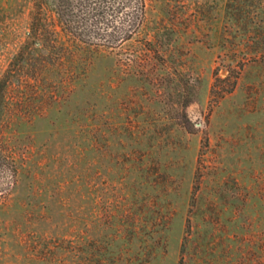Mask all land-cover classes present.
<instances>
[{"label":"rangeland","instance_id":"obj_1","mask_svg":"<svg viewBox=\"0 0 264 264\" xmlns=\"http://www.w3.org/2000/svg\"><path fill=\"white\" fill-rule=\"evenodd\" d=\"M32 8L0 0V264H264V0H144L41 84Z\"/></svg>","mask_w":264,"mask_h":264},{"label":"trees","instance_id":"obj_2","mask_svg":"<svg viewBox=\"0 0 264 264\" xmlns=\"http://www.w3.org/2000/svg\"><path fill=\"white\" fill-rule=\"evenodd\" d=\"M26 40L13 56L15 63L34 54L35 68L26 69L28 82L41 84L59 73L83 65L82 56L100 48L129 41L144 18V0H31ZM249 30L256 34L257 24ZM33 49V50H32ZM8 68L0 79V104L4 102L10 77ZM18 72V71H17ZM32 72V73H31ZM73 72V71H72ZM73 74V73H70ZM216 76L211 96L230 94L235 81ZM226 83L227 87H220Z\"/></svg>","mask_w":264,"mask_h":264}]
</instances>
